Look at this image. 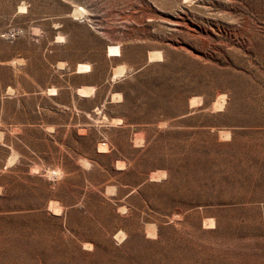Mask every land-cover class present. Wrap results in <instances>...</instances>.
Listing matches in <instances>:
<instances>
[{
  "label": "rangeland",
  "instance_id": "374dc122",
  "mask_svg": "<svg viewBox=\"0 0 264 264\" xmlns=\"http://www.w3.org/2000/svg\"><path fill=\"white\" fill-rule=\"evenodd\" d=\"M0 264H264V0H0Z\"/></svg>",
  "mask_w": 264,
  "mask_h": 264
},
{
  "label": "bare ground",
  "instance_id": "6f19581e",
  "mask_svg": "<svg viewBox=\"0 0 264 264\" xmlns=\"http://www.w3.org/2000/svg\"><path fill=\"white\" fill-rule=\"evenodd\" d=\"M116 54H118L117 47H110L109 48V54L108 55L110 56V55H116ZM87 68H88V66H81V67H79V72H80V70H84V69H87ZM84 71H86V70H84Z\"/></svg>",
  "mask_w": 264,
  "mask_h": 264
}]
</instances>
